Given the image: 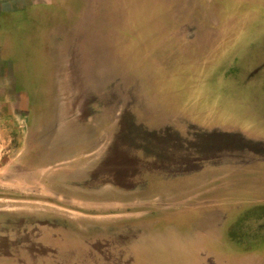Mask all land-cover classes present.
Returning <instances> with one entry per match:
<instances>
[{
	"label": "rangeland",
	"instance_id": "374dc122",
	"mask_svg": "<svg viewBox=\"0 0 264 264\" xmlns=\"http://www.w3.org/2000/svg\"><path fill=\"white\" fill-rule=\"evenodd\" d=\"M17 17L0 61L28 117L21 145L0 132V264H264V0Z\"/></svg>",
	"mask_w": 264,
	"mask_h": 264
},
{
	"label": "crops",
	"instance_id": "0c3cea01",
	"mask_svg": "<svg viewBox=\"0 0 264 264\" xmlns=\"http://www.w3.org/2000/svg\"><path fill=\"white\" fill-rule=\"evenodd\" d=\"M50 2L52 0H0V18L8 15L17 17L18 14H21L24 17L23 23L26 20L27 8L39 3L47 5ZM16 90L13 65L0 61V132L4 137L13 138L16 145H21V136L23 134L21 123L24 120L26 121L28 114L21 109L19 105L21 94H18ZM17 94L20 96L18 100L16 98Z\"/></svg>",
	"mask_w": 264,
	"mask_h": 264
}]
</instances>
